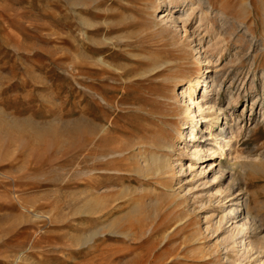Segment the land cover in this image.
Segmentation results:
<instances>
[{"label": "rangeland", "instance_id": "1", "mask_svg": "<svg viewBox=\"0 0 264 264\" xmlns=\"http://www.w3.org/2000/svg\"><path fill=\"white\" fill-rule=\"evenodd\" d=\"M221 1L214 0L217 10ZM225 1L227 16L247 17L256 38L204 6L184 19L191 0H0V264H264V249H247L243 233L233 231L224 211L230 198L211 183L215 165L200 175V153L182 154L184 138L164 124L165 106L176 101L167 97L168 73L149 72L165 60L177 67L172 37H182L188 85L202 68L207 76L217 71L236 94L231 107L230 91L215 97L233 115L225 114L227 126L239 125L243 194L264 228V50L257 44L264 43V4L249 12L243 4L255 0ZM168 3L175 7L166 10ZM163 27L165 37L155 32ZM169 85L180 94L178 81ZM205 89L197 88L199 101ZM95 125L106 132L93 140ZM162 133L168 140L175 134V150L165 149L170 168L139 176L138 154L158 151ZM95 193L106 195L97 218L84 213ZM171 225L174 235L164 238ZM96 227L107 239L85 243ZM109 227L139 236L113 235Z\"/></svg>", "mask_w": 264, "mask_h": 264}, {"label": "bare ground", "instance_id": "2", "mask_svg": "<svg viewBox=\"0 0 264 264\" xmlns=\"http://www.w3.org/2000/svg\"><path fill=\"white\" fill-rule=\"evenodd\" d=\"M191 1L193 4L192 10L190 12H188V14L187 13L185 14V16H187V18H184V19H188L190 17V15L192 14V12L195 10V8L200 7V6H204L206 8V12L212 13L214 15V17H219V19L223 20L226 24H228L229 28L230 27L233 28L236 26V29H239V31H244L246 36L250 34L252 36L251 37L252 39L257 37L253 33V31L251 30L249 23L246 21L247 17H245L244 20L243 19L242 20L241 19L240 20H231L232 18L230 19L227 16V14H226L227 11H225V7H224V5L227 3L225 0L223 2L221 1L222 5L219 8V10H217L215 8L216 5L214 4V0H191ZM262 4H264V0H255V1H251V2H245L243 5H244L245 9L246 10L248 9V11L250 12V10L253 11V9H255L257 6H260ZM164 6L166 7V10H168L170 7L171 8L175 7V6H173L172 3L165 4ZM154 10H156V6H155ZM263 14H264V8H263V11L261 13H259L260 18L263 17ZM245 16H247V15H245ZM240 18H242V17H240ZM226 28L228 29V27H226ZM155 32H157L156 34H158L159 36L165 37L168 34L167 33L168 29L166 27H163L160 29H156ZM172 39L176 42V44H174V45L175 46L177 45V48L180 52L179 53L180 57H179L178 63L177 64L175 63L177 65V67L174 65V62H172L170 60H165L164 62L163 61L160 63L158 62L157 65L153 66L149 70V72H151L153 74L158 73V72H162V71H166L168 73L167 75H165L166 82H167V83H165L166 89L168 90V92H170L169 96L167 95V97H168V100L172 99V98L176 99L174 104H172V105L169 104V105L165 106V108H166L165 110L167 112L165 113V117H164L165 119L163 120L164 124H166L167 126L170 127L171 133L172 132L177 133L178 135H180L179 137L182 140L184 138L185 141H183V142H185V146H184L185 149L183 148L184 150H183V152H181L182 154L184 153V154L192 157V156H195V155L200 153L199 159L201 160V163L206 164V166H204L205 168H203L201 173H199L200 175L205 174V171H206V168L208 165H210L209 166L210 168L214 167V165H215L214 171H212L214 174V176H213L214 179H213V182H211V183L217 182V184L214 188L215 193H220V192H222L221 189H223V191L227 194L228 199L230 198L229 201L231 202V204L224 211H225V214H227V216H229V219L232 220L234 223V228H233L234 230L233 231H239V232L243 233L242 237H244V242L246 243L245 247L247 249H249V248L255 249L257 253H261L264 249V244H263L264 243V234L261 235V233L264 232V228H262L261 225H259V224L257 225V222H258L257 219L254 217L256 219L255 220L250 215L249 210H248L249 207L247 206L249 204H247L248 201H246V197H245L246 193L243 194L244 193V191H243L244 189L242 188L243 184L241 185V181H242V178L244 177V171H245V168H243V166H245V165H243V164L245 162L243 163L242 161H239L240 156H238V155H240V154H236L238 152V150L236 149V146H238L237 141L239 140L238 136H240L239 135V133H240L239 129L240 128H239V125L237 124L236 121L234 123V127L233 126H230V127L227 126L226 121H225V118H226L225 114L226 115L228 114L226 112V108L224 106H221L220 100L217 99V97H215L221 93L222 89H224V91H226V90L230 91L229 92L231 94L230 95V101L228 102L227 107H231L233 105V101L235 100L236 94L232 90H230L229 87L225 88V85L220 78L221 76H219V73L217 71H214L213 74L207 76L206 69H204V71L202 72V68H201V72L196 76V77H198L197 81L193 85L191 84L192 86L188 85V83H191V80H188L189 78H187L188 72L190 73L189 68H188V63L186 62L187 61L186 60L187 55H189V53L186 50L187 44L182 39V37L178 38V40H177V38L173 36ZM259 41L261 43L260 44L257 43V44L261 47V49L264 50L263 40H259ZM252 47L253 46H251L250 48H252ZM185 53H186V56H185ZM200 61H203V60H200ZM100 62L103 64H106L104 59H101ZM263 72H264V70H263ZM170 81H172L174 83H176L177 81L179 82L180 90H181L180 94H179V92H177V89H176V93H173L174 89H172L171 85H169V84H172V82H170ZM253 81H255V78L253 79ZM200 86H205L206 91L202 95L201 100L199 101L200 95L197 94V88ZM262 88H264V86ZM163 95L166 98V94H163ZM173 95H174V97H172ZM179 95H182L185 97V101H183L182 103L179 102L180 101ZM261 103H262V108H261V110H262L264 108V105H263L264 99L262 100ZM259 104H260V102H256V101L254 102L253 101V106L255 105L256 108ZM252 110H253V107H252ZM170 116L176 117V121H172L171 118H169ZM227 116L228 117L231 116V118L233 117L232 114H229ZM262 116H264V111L262 112ZM182 118L183 119L189 118V119H188V122L186 124L182 123L183 121L182 122L180 121L182 123L181 125L183 126L181 128V126L178 125V122ZM203 118L205 119L204 121H206L204 126L201 125ZM227 118H226V120H227ZM184 129L187 130V132ZM104 132H106V128H102L101 131H98V128L96 125L92 126L91 135L93 137V140L97 139L96 137H97L98 133H104ZM174 133L172 134L171 140L170 139L168 140L167 135H165L164 133L159 134L162 137L163 145L159 146L158 151L150 152V153H149V150H146V149H144L143 151H140V153L138 155H139V159L141 160V163L139 162L140 164L136 165V167L133 169V170H135V172L137 174H139V176L146 177L150 174L161 175L162 173H164V171H166L170 168V164H171L169 161L170 160V155H169L170 153L167 154L165 152V149L169 150L171 148L170 150H175L174 149L175 148V140H174L175 134ZM195 140L198 142H197V144L194 145V150H192V148H190V143L192 141L195 142ZM156 142H158V141H156ZM158 145H160V144H158ZM191 146H192V144H191ZM225 154L229 156V159H226L224 162L218 160L219 162L216 163L217 159H218V158L216 159V157L217 156L221 157V156H224ZM249 157H250V154L248 155V158ZM190 166L191 165H189L188 167H190ZM225 178H226L227 182L226 183L224 182L225 185L222 186L221 184H223V183H221V181ZM105 197H106L105 194H101V193L93 194V196L90 198V201L88 202V204L86 203L87 205L84 208V213L90 214L91 216H93V218H97L96 215L101 211V208L106 203ZM219 199H221V197ZM223 201H224V198L219 200V202H223ZM94 216H96V217H94ZM178 225H180V224H178ZM141 227H142V225H141ZM175 227H176V225L175 226L171 225L167 229L165 228L166 229L164 231L165 235L163 234L164 238L168 239L169 237H171V235L174 232ZM106 229H109L110 233L113 235H122L124 237H129L130 239H135V236H139V235H137V232H135L133 230V228H131V227L127 230H122L121 228H118V227H109ZM143 229H145V228H143ZM103 230H105V228H103V227H96L95 229L91 230L90 233L84 238V242L85 243L93 242L99 236H103L104 239H107L108 236L103 235V232H104ZM149 230H150V228L147 231H149ZM144 233H143V235H144ZM249 233H251V234L249 235ZM229 236H230V245H231L230 248L233 249V251H234L235 248L238 247L237 238L232 232L230 233ZM253 236H255V237L257 236V237L256 238H250ZM161 240H159V241H161ZM189 241H191V239H189ZM82 242H83V240L81 241V243ZM153 244L155 245V243H153ZM160 244H161V242H160ZM154 245L152 247H154ZM156 247H157V245H156ZM182 247L185 248L186 245H183ZM151 248H149V249H151ZM149 249H147V250L149 251ZM140 252H142V251H140ZM252 252H253V250H252ZM150 253H153V252H150ZM136 255H138V254H136ZM172 255H173V253H172ZM169 256H171V254ZM169 256H168V258H169ZM176 256H177V253H176ZM142 257L143 256H141L140 259ZM148 257H149V255H148ZM165 258H167V257H165ZM133 260H135V259H133ZM153 260H152V263H154ZM162 260H163V258H162ZM131 262H129V263H131ZM135 263H132V264H135Z\"/></svg>", "mask_w": 264, "mask_h": 264}]
</instances>
